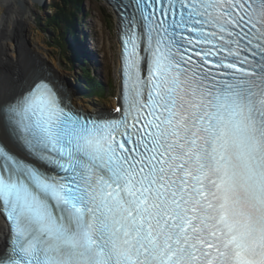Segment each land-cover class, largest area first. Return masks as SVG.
Returning a JSON list of instances; mask_svg holds the SVG:
<instances>
[{
    "label": "snow or ice",
    "instance_id": "snow-or-ice-1",
    "mask_svg": "<svg viewBox=\"0 0 264 264\" xmlns=\"http://www.w3.org/2000/svg\"><path fill=\"white\" fill-rule=\"evenodd\" d=\"M108 2L114 106L0 85V264H264V0Z\"/></svg>",
    "mask_w": 264,
    "mask_h": 264
},
{
    "label": "rangeland",
    "instance_id": "rangeland-1",
    "mask_svg": "<svg viewBox=\"0 0 264 264\" xmlns=\"http://www.w3.org/2000/svg\"><path fill=\"white\" fill-rule=\"evenodd\" d=\"M58 1L59 2H57V0H44V4L42 5L33 1L32 9H34V11L32 14L30 12L31 14L30 16L32 19L30 20V26H28L29 31L27 30L25 32L26 34L25 38L27 39L25 40L23 47L26 49H30L31 47L34 46V44L41 47L42 50L46 52L48 56V61H51V63H58L61 61L67 69L68 80L75 82V79L78 76L77 71L74 70L72 72L71 70H69L68 65L62 60V57L64 55L63 54L60 55L59 48L53 42V40L57 36V33H55L52 29V26L47 25L46 22L48 19L55 16V14L60 13L59 9L55 6L56 4L59 3L62 4L60 0ZM6 2L7 0H3V7L2 5H0V16H2L3 10H6L5 7ZM7 7H9V3ZM16 8H18V6H14L13 11L16 10ZM84 9L86 10V15L81 20V24H82L81 27L82 28L84 27L86 33L89 30L90 33L97 34L96 38L98 40V47L99 49H102L100 57L102 58V61H105L107 63L106 76H109L112 79L111 85L113 87V89H111L109 96H106L103 99H97L96 101H98V103L97 102L95 103L96 105L111 107L113 106V101H114V97L112 96L117 93L118 82H119V77L117 73L119 62H118V43L116 41V16L113 9L107 3L106 0H85ZM14 31L17 34H20L19 29L13 26L11 27V34L12 32L16 34ZM28 33H30V35ZM9 38L10 37L6 39L7 42L12 40ZM22 42H23L22 39L19 38L17 39L16 43L18 48L21 47ZM29 44L31 46H29ZM85 95L87 96L86 98H88V95L87 94ZM93 100H94L93 98H88L86 99V102H91L90 104L94 105Z\"/></svg>",
    "mask_w": 264,
    "mask_h": 264
},
{
    "label": "bare ground",
    "instance_id": "bare-ground-1",
    "mask_svg": "<svg viewBox=\"0 0 264 264\" xmlns=\"http://www.w3.org/2000/svg\"><path fill=\"white\" fill-rule=\"evenodd\" d=\"M16 3H15V2ZM9 3V7L8 3ZM6 2V10H3L2 16H0V85L3 86H11L17 77L21 75H27L30 72L36 70V62L37 63H45L51 65V71L59 78H62V74L64 73L61 66L57 63H51L48 61V56L46 52L42 50L41 47L34 44L31 47V52L33 53L32 59L29 58L27 52L28 50L24 48V42L27 38H25V32L28 30V26H30L31 14L33 13V1L31 0H23L24 7L19 8V0H7ZM12 5V6H11ZM18 6L16 10L13 11V7ZM3 7V0H2ZM11 7V9H10ZM5 9V8H4ZM31 12V14H30ZM14 23V24H13ZM16 27L19 29L20 34H11V27ZM6 29V30H5ZM29 31V30H28ZM30 35V33H28ZM10 35V36H8ZM16 35V36H15ZM10 37L9 42L6 39ZM22 39V45L18 48L17 39ZM20 45V44H19ZM82 45V44H81ZM8 46V47H7ZM79 75H83L82 71H79ZM98 80L101 83L103 91L106 90L104 80L99 76ZM69 85L70 91L72 93V98L76 97V91L73 90L72 86L69 82H66ZM79 98V95H78Z\"/></svg>",
    "mask_w": 264,
    "mask_h": 264
},
{
    "label": "trees",
    "instance_id": "trees-1",
    "mask_svg": "<svg viewBox=\"0 0 264 264\" xmlns=\"http://www.w3.org/2000/svg\"><path fill=\"white\" fill-rule=\"evenodd\" d=\"M62 4H56L55 6L59 9V14H55L52 18L48 19L47 25H51L52 29L55 33H57L56 38L53 40L54 43L57 44V47L59 48L61 53H67L66 50V44L65 39L62 36L60 31L64 30V33L66 32V36H70V34L73 35L74 38H78L77 35V24L73 19L76 20V17L82 15L85 11L83 9L84 7V1L85 0H60ZM57 2H59L57 0ZM67 24V25H65ZM66 28H65V26ZM51 29V30H52ZM70 43V42H69ZM76 54L78 53L75 47ZM89 87H94L93 85H88Z\"/></svg>",
    "mask_w": 264,
    "mask_h": 264
},
{
    "label": "water",
    "instance_id": "water-1",
    "mask_svg": "<svg viewBox=\"0 0 264 264\" xmlns=\"http://www.w3.org/2000/svg\"><path fill=\"white\" fill-rule=\"evenodd\" d=\"M33 1L39 3L40 5L43 4V0H33Z\"/></svg>",
    "mask_w": 264,
    "mask_h": 264
}]
</instances>
